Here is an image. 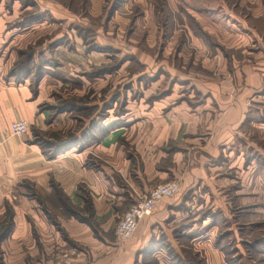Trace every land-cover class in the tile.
Returning <instances> with one entry per match:
<instances>
[{
    "label": "crops",
    "instance_id": "obj_1",
    "mask_svg": "<svg viewBox=\"0 0 264 264\" xmlns=\"http://www.w3.org/2000/svg\"><path fill=\"white\" fill-rule=\"evenodd\" d=\"M32 2L40 7L37 0ZM76 2L88 5L91 12H111L107 19L109 27L110 24L127 26L131 28L130 34H134V27L154 29L150 37L155 40L153 44L159 42V45L156 50L147 45L146 61L142 59L147 67H153L149 65L152 58L165 47L162 39L167 38V28H179L190 33L187 39L192 45L201 51H205L201 46L210 51L217 59L218 74L224 77L219 81L211 75L216 67L206 69L210 73L207 81L190 83L193 89L189 101L182 99L179 104H176L177 98L184 92L179 88L187 84L188 78L177 70H174V76L183 79H177L178 84H174L172 90L168 83L160 89L163 75L159 81L142 89L140 84L134 85L131 90H137L138 94L128 104L126 119L111 123L106 130L102 124L95 123L91 128L85 126L84 131L75 134L71 138L73 142L63 145L65 148L53 158L48 156L55 151L48 147L45 152L47 147L35 142L32 133L34 128L40 131L47 128V112L38 110L41 100L46 98L44 89L33 99L27 82H0V215L6 210L12 214L14 222L10 238L0 246L5 264L15 260L16 264H135L149 252L150 257L161 262L165 248L161 236L175 247L171 232L180 221L177 220L180 214L175 201L167 199L159 203L155 211L139 223L125 245L114 238L117 221L135 201V195L169 181L190 186L183 182L185 176L189 180L195 178L194 182L200 181L205 186L203 174L207 175V171L235 173L236 170L237 174L240 171L245 185L239 192V199L251 209L249 218L255 222L251 223L256 228L264 227V171L256 166L249 180L250 167H243L244 147L248 143L244 132L252 128L264 134V124L258 117L264 109V101H258L264 98V69L247 63L246 45L240 43L234 47L216 41L214 34L204 29V20L193 14L194 11H205L200 9L197 0ZM10 6L17 8L18 2L14 0ZM252 6L264 9V0H241L239 11H250ZM1 8L2 12L6 11L3 0H0ZM229 10L235 9L229 6ZM259 16L255 19L264 23V11L261 10ZM8 21L0 16L2 24ZM32 21L24 24L29 26ZM209 22L216 27L215 23ZM168 37L183 41L174 33ZM174 43L169 41L166 47ZM185 49L182 48L179 56L181 64H186L188 69L196 68L197 58L195 63L192 53L184 56ZM232 50L240 53L239 59ZM136 54L134 56L141 61L140 54ZM159 69L170 74L161 65ZM227 75L229 78H225ZM149 77L156 79L155 73H150ZM173 80L171 78L170 82ZM165 92H168L166 96L150 103L152 97ZM16 121H24L29 126L22 137L11 135L10 125ZM52 127L53 124L48 128ZM202 200L206 202L204 198ZM169 217L173 219L169 220ZM172 226L175 227L170 230ZM259 236L262 237L257 239L254 250L264 264V235ZM192 240L195 249L204 248L205 263L226 264L211 231L199 232ZM54 249L64 254L55 257ZM73 251H78L79 255L74 256ZM12 252L20 255L15 258Z\"/></svg>",
    "mask_w": 264,
    "mask_h": 264
},
{
    "label": "rangeland",
    "instance_id": "obj_2",
    "mask_svg": "<svg viewBox=\"0 0 264 264\" xmlns=\"http://www.w3.org/2000/svg\"><path fill=\"white\" fill-rule=\"evenodd\" d=\"M3 1L6 11L2 12L1 8L0 16L6 17L11 22L5 24L0 22V82L10 80L16 84L27 82L33 99L41 89H44L46 98L41 100L38 110L47 112V128L42 131L37 128L32 130L35 142L44 147L58 145L57 147L65 148L63 145L73 142L74 139L71 138L83 132L85 126L91 128L96 123L103 125L106 130L111 123L126 119L128 104L136 99L138 94L137 90L135 92L131 90L134 85L140 84L142 89L159 81L163 75L160 89L165 88L168 83L172 90L174 84H178L176 80L183 79L174 76V70H177L188 78L187 84L179 88L184 89L182 97L177 98L176 104H179L182 99L189 101L188 96L192 95L193 89L190 83L207 81L206 77H209L210 73L206 69L216 67L211 75L219 81L224 77L218 74V66H215L217 59L210 55V51L203 46L201 48L205 51H201L196 45H192L187 39L190 33L182 29L167 28L169 40L167 41L166 37V40L162 39V45L165 47L159 49L158 56H153V61L149 64L153 67H147L144 62L142 63V59L145 60L144 55H147V45L154 46L155 50L159 45V42L153 44L155 40L150 37L154 29L144 26L134 27V34H130V27H118L113 24L109 27L107 19L111 16V12H91L88 10V5L76 2L78 0H37L41 8L34 4L33 0H15L18 2L17 8L10 6L14 0ZM197 1L200 9L205 11H194L193 14L201 21L204 20L202 22L204 29L211 31L215 40L223 44L234 47L239 46L240 43L241 46L246 45L247 63L264 69V23L255 19L261 17L259 13L264 9L260 6H252L249 7L250 11H239L241 0ZM229 6L235 10L231 12ZM209 20L215 23L216 27H213ZM28 21H32L28 23L29 26L24 24ZM116 22L113 23L116 25ZM160 30V28L157 30L158 37ZM171 32L180 35L183 41L171 40L168 37L173 35ZM98 36L100 39H97ZM169 41L175 43L167 48ZM182 48H186V52H183L184 56L192 53V60L195 63L197 58L198 66L193 67V70L188 69L186 64H181L182 59L180 60L179 56ZM134 53L140 54L141 61L134 56ZM232 54L240 58L238 51L232 50ZM160 65L170 74L162 73L159 69ZM147 72L155 73L156 79L152 80ZM44 78H47L46 82L42 83ZM171 78L174 79L172 82H170ZM225 78H229V75ZM167 94L168 92H165L158 94L159 97H152L150 103ZM258 101H264V98H259ZM258 117L264 124V109ZM51 124L53 127L50 129L48 127ZM243 135L249 144L244 147L245 166L243 167L244 169L250 167L247 177L250 180V175L255 173L256 166L264 171L262 166L264 165V134L250 128V131H245ZM195 150L200 151L198 148ZM238 173L241 174L240 171ZM240 174H237L236 170L235 173L228 170H217L214 173L207 171V175L203 174L205 186H202L200 181L194 182L195 178L189 180L187 176L183 180L184 183H189L190 186L187 187L179 181H169L178 183L180 187L179 194L171 198L177 205L180 214L177 220L180 221L176 229L171 232L174 248L166 237L161 236V243L165 247L162 264H207L202 257L204 248H200V251L195 249L192 239L199 232L204 234L210 231L226 264H263L261 256L254 250V245L257 239L262 237L259 235H264L260 233L264 231V227H257L260 228L258 231L252 224L255 222L249 218L251 209L239 199V192L245 185V179H242ZM158 185L161 184L154 187ZM137 197L138 195H135V201ZM201 197L206 202L203 203ZM9 215L12 221V234L14 228L12 214L5 210L4 214L0 215V223L8 221ZM174 227H170V230ZM3 230L0 227V237ZM11 234L0 238V246L10 238ZM114 238L123 245L130 241L121 243L116 236ZM59 249L64 250L62 247ZM12 254L15 258L20 255L16 252ZM63 254L55 250V257ZM72 254L79 255L78 251H73ZM84 262H87V259H84ZM161 262L150 257L143 258L135 264H161ZM3 263L5 264L4 256L0 249V264ZM16 263L17 260L11 264Z\"/></svg>",
    "mask_w": 264,
    "mask_h": 264
},
{
    "label": "built area",
    "instance_id": "obj_3",
    "mask_svg": "<svg viewBox=\"0 0 264 264\" xmlns=\"http://www.w3.org/2000/svg\"><path fill=\"white\" fill-rule=\"evenodd\" d=\"M29 126L24 121H16L10 125L11 135L22 137L27 134ZM180 192L179 184L168 182L154 187L151 191L138 195L136 201L121 217L115 228V236L121 243L129 241L136 232L138 225L151 215L157 205L164 200L171 199Z\"/></svg>",
    "mask_w": 264,
    "mask_h": 264
},
{
    "label": "trees",
    "instance_id": "obj_4",
    "mask_svg": "<svg viewBox=\"0 0 264 264\" xmlns=\"http://www.w3.org/2000/svg\"><path fill=\"white\" fill-rule=\"evenodd\" d=\"M35 21H37V20H35ZM48 147H50L53 151H55V152H52L51 151L50 155L48 156L49 158H53L54 156L57 155V152L59 150H62V148H60V147H57L56 148L53 145V146H47V148L44 150L45 152H47L46 150L48 149ZM0 227H2L4 229L3 232H2V234H1V237L0 238H5V237H7V236L10 235V233H11V227H12V221L10 219V215L8 216V221H5L4 223H0ZM149 254H150V252H149ZM149 254L145 255V258H150V255ZM190 264H192V263H190ZM229 264H231V263H229Z\"/></svg>",
    "mask_w": 264,
    "mask_h": 264
}]
</instances>
